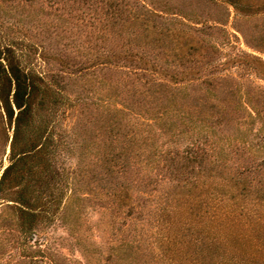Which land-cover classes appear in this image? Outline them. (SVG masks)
<instances>
[{"label": "trees", "instance_id": "obj_1", "mask_svg": "<svg viewBox=\"0 0 264 264\" xmlns=\"http://www.w3.org/2000/svg\"><path fill=\"white\" fill-rule=\"evenodd\" d=\"M90 1L103 2V49L76 57L0 34V203L15 261L59 264L45 229L84 175L142 226L157 264H264V87L250 96L218 74L257 68L264 82V61L241 49L215 59L230 42L207 37L223 20L205 24L190 1L77 0ZM197 1L264 16V0ZM254 28L235 30L261 51ZM97 70L115 91L105 100L73 87Z\"/></svg>", "mask_w": 264, "mask_h": 264}, {"label": "rangeland", "instance_id": "obj_2", "mask_svg": "<svg viewBox=\"0 0 264 264\" xmlns=\"http://www.w3.org/2000/svg\"><path fill=\"white\" fill-rule=\"evenodd\" d=\"M158 1H167L173 6L190 1L202 12L199 18L205 19V24L212 25L215 19L223 20V29L209 30L211 34L206 43L210 47L222 38L230 42L214 55L220 62L227 59V54L237 53L238 49L255 54L264 61V48L256 51L245 45L240 33L235 30L246 32L248 37L247 31L257 29L255 26H264V16H235L232 7L226 4L215 6L197 0ZM101 5L103 2L82 4L77 0H0V34L27 39L49 52H69L78 57L81 52L103 49L106 44L99 38L103 34L105 18L100 21L95 18L104 16L99 8ZM48 68L55 70L57 64L51 62ZM236 70L227 64L218 74H231L230 84L238 83L242 93L248 90V95L256 96L258 89L255 85L264 87V82L258 78L257 68L242 75L241 70ZM108 77V73L97 70L94 74L77 77L72 83L74 88H82L97 100H105L115 94L113 88L107 85ZM93 159L92 153H89L79 164L86 165ZM0 161L3 164L6 162L1 147ZM73 184L74 191L66 192L57 215L45 229L48 251L59 264H157L154 244L144 239L139 223H133L131 218L124 216V209L112 207L103 181L86 182L85 176L79 175ZM5 203H0V264H38L35 257L32 263L15 261L14 232L12 225L6 222L11 210Z\"/></svg>", "mask_w": 264, "mask_h": 264}]
</instances>
